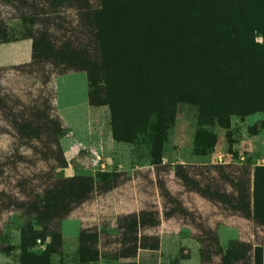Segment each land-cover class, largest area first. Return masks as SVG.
<instances>
[{"label": "trees", "instance_id": "trees-1", "mask_svg": "<svg viewBox=\"0 0 264 264\" xmlns=\"http://www.w3.org/2000/svg\"><path fill=\"white\" fill-rule=\"evenodd\" d=\"M0 5L13 10L21 36L30 40L28 62L0 68L5 137L0 214L17 215L32 240L46 236L47 254L60 250L61 221L110 189L117 176L59 175L66 167L59 138L68 129L54 104L56 77L84 72L87 104L108 108L112 140L132 142L151 126L152 150L166 144L178 102L198 106V127L214 121L225 127L228 116L264 110V0H0ZM6 38L0 20V43ZM149 168L159 196L173 204L170 212L185 214L158 179L159 168H170L159 162ZM171 172L187 192L264 230V166L177 163ZM157 223L152 213L149 223L144 213L119 218L122 254L154 250L155 239L147 247L138 232ZM195 239L201 264L213 254L217 264H261L264 243L235 240L221 253L214 232L200 229ZM82 241L88 249L95 242Z\"/></svg>", "mask_w": 264, "mask_h": 264}, {"label": "rangeland", "instance_id": "rangeland-1", "mask_svg": "<svg viewBox=\"0 0 264 264\" xmlns=\"http://www.w3.org/2000/svg\"><path fill=\"white\" fill-rule=\"evenodd\" d=\"M0 20L5 23L7 35L6 42L0 43V68L28 62L30 40L21 36V23L13 10L0 5ZM254 42L260 43L261 38L254 35ZM74 45L83 47L82 41H74ZM54 90L56 111L68 129L59 138L66 160V167L59 175H94L97 171L90 160L97 155L104 172L117 175L115 183L61 221V245L57 253H45L48 238L43 235L32 240L13 212L0 214V241L5 246L0 251V264H201L195 237L203 228L214 232L221 253L235 240L264 243V230L258 231L225 208L187 192L177 185L171 172L177 163L198 167L248 165L251 169L264 166V110L228 116L222 120L225 127L216 121L198 127V106L178 102L166 144L152 150L151 126L148 134L138 135L132 142L112 140L108 108L87 104L84 72L56 77ZM159 135L160 132L156 141L162 143ZM4 138L0 136V148L5 145ZM151 162L170 168L169 172L159 168L158 179L185 214L170 212L173 204L159 196L154 172L149 168ZM141 213L146 223L149 213L158 219L154 228L138 232L140 239L145 238L141 243L149 247L155 239L156 248L139 249L135 256L123 255L119 245V218ZM164 213L170 215L165 217ZM29 230L40 232L31 225ZM81 239L95 242L88 249ZM261 249V264H264V245ZM211 258L203 264H217L218 255Z\"/></svg>", "mask_w": 264, "mask_h": 264}, {"label": "built area", "instance_id": "built-area-1", "mask_svg": "<svg viewBox=\"0 0 264 264\" xmlns=\"http://www.w3.org/2000/svg\"><path fill=\"white\" fill-rule=\"evenodd\" d=\"M92 166L95 167V171L97 172H104V165L100 161V158L97 155H94V157L90 160Z\"/></svg>", "mask_w": 264, "mask_h": 264}, {"label": "crops", "instance_id": "crops-1", "mask_svg": "<svg viewBox=\"0 0 264 264\" xmlns=\"http://www.w3.org/2000/svg\"><path fill=\"white\" fill-rule=\"evenodd\" d=\"M64 154V153H63ZM182 164V163H181ZM263 251H264V249H263Z\"/></svg>", "mask_w": 264, "mask_h": 264}]
</instances>
